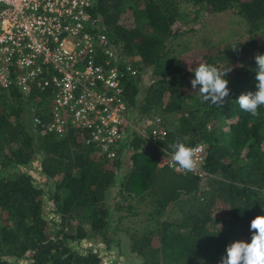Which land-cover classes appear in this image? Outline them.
I'll list each match as a JSON object with an SVG mask.
<instances>
[{"label": "trees", "instance_id": "obj_1", "mask_svg": "<svg viewBox=\"0 0 264 264\" xmlns=\"http://www.w3.org/2000/svg\"><path fill=\"white\" fill-rule=\"evenodd\" d=\"M182 5L193 24L226 11L243 21V37L218 55L201 57L200 64L231 68L223 106L192 89L199 64L184 67L171 54L170 43L183 33ZM94 14L119 55L139 72L125 84L128 109L139 121L159 115L166 134L152 146L129 132L117 157L107 160L73 133L37 134L31 117L46 113L43 94L0 90V169L18 167L0 176V264H101L95 253L70 245L104 234L113 213L130 202L134 212L140 204L146 208V224L126 233L128 252L139 264H219L228 245L250 243L251 221L264 216V106L253 117L236 102L257 90L254 57L264 54V0H97ZM144 70L153 80L139 94ZM177 141L204 147L203 176L158 166ZM34 160L53 186L49 199L58 222L44 218L43 189L19 170ZM113 190L118 201L110 205Z\"/></svg>", "mask_w": 264, "mask_h": 264}, {"label": "built area", "instance_id": "obj_2", "mask_svg": "<svg viewBox=\"0 0 264 264\" xmlns=\"http://www.w3.org/2000/svg\"><path fill=\"white\" fill-rule=\"evenodd\" d=\"M97 0H0V90L38 93L46 113L33 115L39 136L73 133L107 159L135 132L149 145L163 139L157 115L136 129L124 99L125 84L139 72L119 55L94 14ZM137 120V119H135ZM202 146L195 145L193 148ZM192 172L178 170L172 155L158 161L181 175H204L205 149Z\"/></svg>", "mask_w": 264, "mask_h": 264}, {"label": "rangeland", "instance_id": "obj_3", "mask_svg": "<svg viewBox=\"0 0 264 264\" xmlns=\"http://www.w3.org/2000/svg\"><path fill=\"white\" fill-rule=\"evenodd\" d=\"M182 12L184 18L179 24L183 33L170 43L169 48L171 49V54L177 57L184 67L189 68L200 64L203 55H218L222 53L227 46L245 34L243 21L234 11L205 15L195 24L190 21L191 14L187 6L182 5ZM152 80L149 70H144L141 73L139 94L143 93ZM130 116L131 120L135 122L134 126L136 129H141L142 121L138 120L137 111H130ZM157 116L162 119L159 115ZM169 120H173V117ZM123 162V169H125L127 167L125 159ZM17 170L18 167L15 166L11 169H0V176ZM19 170L30 175L34 184L43 189L44 218L49 224L58 222V216L54 214V207L49 199L53 193V186L40 173L38 161L34 160L26 166L20 167ZM114 191L109 196L110 205L118 201L114 196ZM119 204L121 203L119 202ZM123 205L125 208L113 213L109 224L110 228L104 234L89 237L70 246L81 254L87 252L95 253L100 258L101 264H139L137 258L128 252L126 233H129L132 229H140L146 224L144 222L146 208L140 204L136 206V212H134L132 202H130L129 205L131 206H128V209H126L127 205ZM132 213H136V215H131ZM176 216L174 215L173 218L171 216V220L175 219ZM249 241L251 242V238ZM25 263L26 261L21 259L15 260L11 264Z\"/></svg>", "mask_w": 264, "mask_h": 264}, {"label": "clouds", "instance_id": "obj_4", "mask_svg": "<svg viewBox=\"0 0 264 264\" xmlns=\"http://www.w3.org/2000/svg\"><path fill=\"white\" fill-rule=\"evenodd\" d=\"M254 59L257 90L241 94L236 102L242 111L257 117L260 114L258 109L264 106V54H256ZM230 71V67L221 71L214 65L201 63L194 69L195 78L190 81L192 89H199L205 101L223 106L230 94L229 82L224 77ZM170 147L174 150L172 160L178 165V170L192 172L196 169L198 162L195 156L202 146L193 148L177 141ZM250 231L251 242L235 241L228 245L226 255L221 257L219 264H264V216H257L251 221Z\"/></svg>", "mask_w": 264, "mask_h": 264}, {"label": "crops", "instance_id": "obj_5", "mask_svg": "<svg viewBox=\"0 0 264 264\" xmlns=\"http://www.w3.org/2000/svg\"><path fill=\"white\" fill-rule=\"evenodd\" d=\"M131 117V116H130Z\"/></svg>", "mask_w": 264, "mask_h": 264}, {"label": "water", "instance_id": "obj_6", "mask_svg": "<svg viewBox=\"0 0 264 264\" xmlns=\"http://www.w3.org/2000/svg\"><path fill=\"white\" fill-rule=\"evenodd\" d=\"M139 152V151H138Z\"/></svg>", "mask_w": 264, "mask_h": 264}]
</instances>
